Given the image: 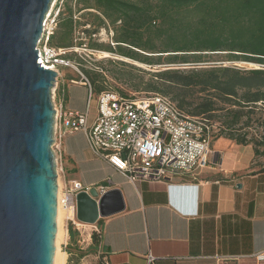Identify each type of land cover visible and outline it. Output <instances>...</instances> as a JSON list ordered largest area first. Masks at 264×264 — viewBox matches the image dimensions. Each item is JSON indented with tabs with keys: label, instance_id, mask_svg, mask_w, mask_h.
Masks as SVG:
<instances>
[{
	"label": "crops",
	"instance_id": "1",
	"mask_svg": "<svg viewBox=\"0 0 264 264\" xmlns=\"http://www.w3.org/2000/svg\"><path fill=\"white\" fill-rule=\"evenodd\" d=\"M59 73L56 103L64 111L86 112L89 89L83 75L77 72V82L72 72ZM55 144L63 185L78 182L84 190L99 193L116 190L123 204L121 211L95 224L75 227L70 213L65 214L62 249L69 229L85 231L81 226L86 224L94 238L96 264H148L149 255L150 264H257L252 256L264 251V154H257L251 144L215 136L204 169L134 184L96 159L82 132Z\"/></svg>",
	"mask_w": 264,
	"mask_h": 264
},
{
	"label": "trees",
	"instance_id": "2",
	"mask_svg": "<svg viewBox=\"0 0 264 264\" xmlns=\"http://www.w3.org/2000/svg\"><path fill=\"white\" fill-rule=\"evenodd\" d=\"M81 1L83 9L98 10L111 26L120 22L114 28L116 43L158 54L157 64L169 53L174 55L165 56L168 64L200 63L206 55L226 53L231 60L264 65V0ZM62 25L63 33L51 41L57 47L71 41L72 16ZM130 50L119 54L151 65L147 56ZM196 66L154 73L148 93L168 97L186 115L211 126L214 115L222 113L225 120L217 137L248 144L242 131L248 127L251 107L264 103V69Z\"/></svg>",
	"mask_w": 264,
	"mask_h": 264
},
{
	"label": "water",
	"instance_id": "3",
	"mask_svg": "<svg viewBox=\"0 0 264 264\" xmlns=\"http://www.w3.org/2000/svg\"><path fill=\"white\" fill-rule=\"evenodd\" d=\"M54 0H0V264H53L57 172L51 88L36 63L41 23ZM116 190L76 196V219L121 211Z\"/></svg>",
	"mask_w": 264,
	"mask_h": 264
},
{
	"label": "built area",
	"instance_id": "4",
	"mask_svg": "<svg viewBox=\"0 0 264 264\" xmlns=\"http://www.w3.org/2000/svg\"><path fill=\"white\" fill-rule=\"evenodd\" d=\"M63 1L51 3L34 49L38 66L56 73L53 95L60 77L59 68L70 67L79 72L80 67L63 58L69 49L51 43L59 28ZM79 17L80 13L72 15L73 32L82 34L90 26L79 24ZM85 57L89 59L88 55ZM82 79L89 89L86 112L64 111L63 106L56 103L55 96L52 97L55 115L51 149L54 157L57 140L82 132L92 155L106 162L131 184L168 181L207 166L212 153L211 142L217 131L205 120L186 115L168 97L153 93L138 97L104 90L97 93L95 105L91 107L94 93L89 81L84 76ZM56 172L58 179L57 168ZM100 189L104 192L102 187ZM83 191L86 190L78 182L61 183L60 198L57 199V203L70 213L69 221L75 227L80 224L76 219V196ZM252 258L257 264H264V251L257 252ZM152 260L149 255L148 264Z\"/></svg>",
	"mask_w": 264,
	"mask_h": 264
},
{
	"label": "rangeland",
	"instance_id": "5",
	"mask_svg": "<svg viewBox=\"0 0 264 264\" xmlns=\"http://www.w3.org/2000/svg\"><path fill=\"white\" fill-rule=\"evenodd\" d=\"M92 2V0H90ZM92 6V5H91ZM85 6L81 0H64L61 12V19L59 28L55 34L57 40L63 33V23L68 20L70 16L80 13L79 24H89V28L86 29L82 34L73 32L70 36V40L74 43H63V48L69 49V51L63 56L66 61L74 62L79 64V72L87 78L90 82L94 92L92 98L91 107L95 105V96L98 92L104 90H111L123 95H134L140 96L144 93L151 91L150 82H152V76L154 73L165 70V69H191L197 65V68H206L212 65L221 67H235L240 70H254L264 69V65H259L251 62H244L241 60H231L227 58L226 53L221 55H206L200 63H174L168 64L164 59L167 55H174V53L163 54L162 60L157 64L156 59L159 56L156 53H143L139 50L133 49L127 45L116 43L114 39L115 29L120 26V22L116 23L115 26H111L96 9H83ZM93 7V6H92ZM73 28V27H72ZM68 39V40H69ZM119 45V47H118ZM84 46V48H82ZM80 48L86 51H75L74 49ZM139 52L142 56H147L151 65L140 63L137 60L124 58L119 54V51L128 52ZM205 54V53H204ZM207 54V53H206ZM89 56V59L85 57ZM85 60V61H84ZM135 62V63H134ZM62 73L72 72L76 77L75 81L79 82L81 75L74 71V69L59 68ZM70 76L67 75V79ZM69 84H71L69 82ZM53 86L51 88V102L53 101ZM97 92V93H96ZM252 114L248 121V127L243 129L242 133L246 134V140L248 144H251L258 152L262 153L264 150V103L259 102L251 107ZM92 118V117H91ZM230 118V117H229ZM225 116L218 112L214 115L212 125L217 131L218 127L222 126ZM225 134H223L224 136ZM263 155V153H262ZM67 213H64L61 219V233L63 226V219ZM71 227V225H70ZM89 227H86L85 231H74L73 235H70L69 241L65 248L62 249V234L59 239V251L62 255L61 264H64L65 253L68 254L66 257V264H96L94 239ZM64 247V246H63Z\"/></svg>",
	"mask_w": 264,
	"mask_h": 264
},
{
	"label": "bare ground",
	"instance_id": "6",
	"mask_svg": "<svg viewBox=\"0 0 264 264\" xmlns=\"http://www.w3.org/2000/svg\"><path fill=\"white\" fill-rule=\"evenodd\" d=\"M57 186H58L57 199L59 200L60 193H61V182H60L59 178L57 179ZM64 213H69V212L67 210H65L61 206V204L58 202L57 206H56V234H55V250H54L53 264H61V260H62V255H61V253L59 251V239H60V236L62 234L61 233V219H62V216H63ZM88 226H90V225H86V224L83 225L82 224L81 227H83V228L85 227L86 228Z\"/></svg>",
	"mask_w": 264,
	"mask_h": 264
}]
</instances>
